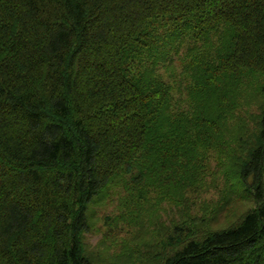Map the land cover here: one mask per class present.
Listing matches in <instances>:
<instances>
[{"label": "trees", "instance_id": "obj_1", "mask_svg": "<svg viewBox=\"0 0 264 264\" xmlns=\"http://www.w3.org/2000/svg\"><path fill=\"white\" fill-rule=\"evenodd\" d=\"M257 76L251 135L229 122ZM263 89L264 0H0V264H99L90 207L187 212L219 176L154 264H264Z\"/></svg>", "mask_w": 264, "mask_h": 264}, {"label": "rangeland", "instance_id": "obj_2", "mask_svg": "<svg viewBox=\"0 0 264 264\" xmlns=\"http://www.w3.org/2000/svg\"><path fill=\"white\" fill-rule=\"evenodd\" d=\"M186 48L179 49L178 53L171 54V58L175 62L176 73L179 74L177 80L182 82L181 74L183 65L189 60L186 55ZM256 78V77H255ZM260 83L257 76L256 80L247 79L244 83L237 86L236 92L243 94L247 99L248 105L243 107L244 99H240L239 105L235 107V119L229 122V126L233 127L236 123H240L244 131L248 128L253 135L257 129V118H259V87ZM262 87V83H260ZM260 87V88H261ZM264 91V89H263ZM256 94V97H255ZM176 95V94H175ZM243 105V106H242ZM245 144V142H244ZM213 172L215 164L211 166ZM217 188L202 194L196 200V206H191V211L181 212V207L174 203H165L155 200L149 202L140 210L132 211L124 210L121 201L117 196L109 197L105 204L90 207V221L88 231L84 234V249L88 254L97 255L100 258L99 264H127L130 261L133 264H154L160 262L154 253L164 251V237L173 232L175 226H179L184 215L189 214L190 219L197 221L204 216L207 221V214L212 205L224 197L223 177H217ZM209 183V180H208ZM156 199V195H151ZM233 204L230 207L231 214L227 216V220L222 215L220 225L226 226L228 222H233L246 209L252 207L251 200H241L232 195ZM194 204V201H193ZM118 208L120 212L118 213ZM121 219H125L123 222ZM112 220L117 221V226H113ZM198 225H202V222ZM155 249V251H154ZM135 254H132V253ZM151 252H153L151 254ZM149 258H153L148 263Z\"/></svg>", "mask_w": 264, "mask_h": 264}]
</instances>
